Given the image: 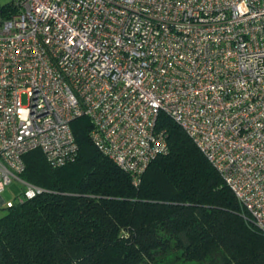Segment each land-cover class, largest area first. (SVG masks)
<instances>
[{
  "label": "built area",
  "instance_id": "obj_1",
  "mask_svg": "<svg viewBox=\"0 0 264 264\" xmlns=\"http://www.w3.org/2000/svg\"><path fill=\"white\" fill-rule=\"evenodd\" d=\"M160 115L264 235V0H0V194L23 187L6 208L43 193L26 154L74 162L79 117L137 187L168 150Z\"/></svg>",
  "mask_w": 264,
  "mask_h": 264
},
{
  "label": "trees",
  "instance_id": "obj_2",
  "mask_svg": "<svg viewBox=\"0 0 264 264\" xmlns=\"http://www.w3.org/2000/svg\"><path fill=\"white\" fill-rule=\"evenodd\" d=\"M168 150L137 187L91 143L87 117L70 128L73 163L24 156L21 178L43 189L0 218V264H264V235L172 120Z\"/></svg>",
  "mask_w": 264,
  "mask_h": 264
},
{
  "label": "rangeland",
  "instance_id": "obj_3",
  "mask_svg": "<svg viewBox=\"0 0 264 264\" xmlns=\"http://www.w3.org/2000/svg\"><path fill=\"white\" fill-rule=\"evenodd\" d=\"M2 2H7L10 0H1ZM22 103L25 105V99L22 100ZM23 187L22 185L16 181L13 180L9 185L5 186L4 190L0 194V200L2 201V204H0V218L3 216L5 212V205L8 202L13 203L17 197L22 193Z\"/></svg>",
  "mask_w": 264,
  "mask_h": 264
},
{
  "label": "water",
  "instance_id": "obj_4",
  "mask_svg": "<svg viewBox=\"0 0 264 264\" xmlns=\"http://www.w3.org/2000/svg\"><path fill=\"white\" fill-rule=\"evenodd\" d=\"M0 204H2V201H0Z\"/></svg>",
  "mask_w": 264,
  "mask_h": 264
}]
</instances>
